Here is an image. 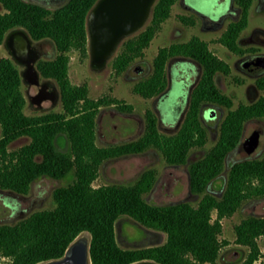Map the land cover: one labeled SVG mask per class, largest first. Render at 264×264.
Masks as SVG:
<instances>
[{"label": "trees", "instance_id": "16d2710c", "mask_svg": "<svg viewBox=\"0 0 264 264\" xmlns=\"http://www.w3.org/2000/svg\"><path fill=\"white\" fill-rule=\"evenodd\" d=\"M8 9L0 13V42L7 30L23 25L36 39L52 37L60 50L53 60L44 61L40 69L54 77L62 93L63 111L28 115L24 112L25 97L21 91L18 68L9 59L0 65V187L27 194L32 183L43 176L68 179L54 191L56 205L38 209L15 223H0V264H38L62 257L68 246L84 231L91 233L92 264H132L151 259L160 264H263L258 237L264 235V216L248 215L236 225V241L249 247L246 259L239 263H218L226 241L220 239L222 219L232 215L250 198L264 196V154L230 164L225 186L220 195L210 190L224 170L226 157L241 142L249 119H264V95L250 103L233 107V97L224 93L216 82L218 73L229 74L230 63L214 52L209 43L195 35L187 41L173 42L159 49L153 61V72L138 81L133 89L144 97H153L167 86L166 65L177 55L190 56L202 65V76L195 86L189 109L177 132L159 129L158 116L146 111V131L137 139L110 145L96 143L97 116L102 106L117 104L121 109L132 105L116 97L90 98L87 84H72L68 74L67 51L76 48L87 54V13L96 0H74L66 9L52 12L21 0H1ZM254 0H236L241 9L239 18L231 20L219 41L239 54L255 51L243 47L239 37L249 24ZM176 0H158L149 24L123 42L114 66L124 71L143 55L156 31L171 13ZM185 23L193 17L181 15ZM264 89V74L256 78ZM211 103L229 108L221 121L214 146L189 165L190 190L202 194L197 205L188 200L158 204L144 194L156 180L153 168L145 170L131 185L111 183L94 186L102 163L109 158L140 153L158 148L169 164L187 162L194 147L204 146L208 129L201 118V108ZM30 141L18 149L9 145L20 136ZM69 143L61 147L62 140ZM214 212L216 216L213 217ZM129 215L144 226L167 233L162 244L141 248H124L117 240L116 222Z\"/></svg>", "mask_w": 264, "mask_h": 264}, {"label": "rangeland", "instance_id": "374dc122", "mask_svg": "<svg viewBox=\"0 0 264 264\" xmlns=\"http://www.w3.org/2000/svg\"><path fill=\"white\" fill-rule=\"evenodd\" d=\"M231 2L232 0H176L170 15L162 21L150 44L144 48L143 55L135 58L124 71H118L113 61L121 52L125 40L101 70L92 67L89 50L87 54H83L77 49L70 51V78L75 84H87L90 98L116 97L132 105L131 109H121L115 103L101 107L96 125V143L98 145L122 143L142 136L146 131L147 109H152L157 114L158 126L162 132L174 133L178 131L180 124L178 125L176 120L183 118L182 114L179 115V107L183 104L182 100L188 95L186 80L191 83L196 80L199 72L198 62L193 61L197 72H193L192 76L186 75L184 77L185 74L183 73L185 72H179L181 63L182 60H189L181 57L173 59L170 76L171 80H174V84L163 106L162 96L144 97L136 93L133 87L138 81L147 78L153 72V61L161 47L170 45L173 42L187 41L195 35L206 40L216 54L230 63L231 72L229 74L218 73L216 82L224 93L233 97L234 108L240 103H250L259 96L264 95V89L258 88L256 84L258 76L248 73L242 67V61L245 58L253 53H264V0H254L251 5L249 24L241 33L240 45L254 47L255 51L244 54L231 51L219 41L221 34L234 17H226L223 24L219 26L209 19L211 18L216 22L220 21L229 11ZM188 4L205 13L208 16V21L204 22L202 17ZM234 5L237 6V3L234 2ZM3 10L4 8L0 4V12ZM181 15L193 17L195 23L183 22L180 18ZM151 17L152 15L143 29L149 24ZM256 28H259V30L255 31ZM45 47L51 51L49 58L55 56L57 49L52 41L47 43ZM184 67L186 70L190 68L189 65H184ZM23 90L25 92V85ZM212 109L214 110V116L211 115ZM52 110H63L62 103L60 102ZM228 110L229 108L225 106L214 107V105L207 104L204 107L203 119L208 129L207 142L204 146L192 148L186 163L169 164L158 148L150 147L140 153L106 159L100 166L98 176L93 182L94 186L111 183L131 185L145 170L153 168L156 172L155 183L151 190L144 194L148 201L166 204L188 200L197 205L202 194L192 193L190 190L189 165L191 162L203 157L217 142L220 122ZM25 111L28 114L41 113V111L33 109L28 98ZM255 129L261 131L260 144L256 151L248 154L244 147L240 145L229 152L224 170L220 177L211 184V191L218 195L222 193L231 163L244 158L263 156L264 119H249L245 123L242 140ZM29 141L30 137L21 136L11 142L9 149H18ZM61 147L64 150L69 148L66 139L62 140ZM67 182L68 179L43 176L32 183L27 194L0 187V223H15L35 210L54 207L56 205L54 200L55 189ZM248 215L264 216V196L245 200L232 215L222 219L223 228L220 239L226 241V244L220 250L218 263H239L248 256L249 247L236 241L235 229L236 225ZM215 216L216 212L213 214V217ZM116 233L119 244L124 248H141L162 244L167 239L166 232L144 226L129 215H122L118 218ZM79 238L90 240L91 233L84 231L76 239ZM258 242L264 251V235L258 237ZM6 259L0 256V261ZM260 261L264 264V258L258 260V262ZM202 264L211 263L205 262Z\"/></svg>", "mask_w": 264, "mask_h": 264}, {"label": "flooded vegetation", "instance_id": "af4514ba", "mask_svg": "<svg viewBox=\"0 0 264 264\" xmlns=\"http://www.w3.org/2000/svg\"><path fill=\"white\" fill-rule=\"evenodd\" d=\"M21 1L26 3V4H29V5L37 6V7L41 8V10H43V11H47V13H46L47 15H52V12L57 11V10L66 9V8L70 7L72 4H74V2H75L74 0H21ZM96 2H97V0H96ZM234 2H236V0H232L231 7H230L229 11L220 19V21L216 22V21L212 20L211 18H209L210 21H212L213 23H216V25L219 26V25L223 24L226 17H234V18H232V20L239 18L240 14H241V9L238 5L235 6ZM95 3L88 10L87 17L89 15L90 10L95 5ZM0 4L4 8V10L1 11L0 13L7 12L8 9L5 7L4 3L1 0H0ZM188 5L190 6V8L195 10L202 17L204 22L208 21V19H207L208 16L205 13H203L202 11H200L199 9H197L196 7H194L191 4H188ZM86 24H87V18H86ZM87 30H88V27H87ZM257 30H259V28L258 29L256 28L255 31H257ZM11 39H12V42H11L12 46L8 43ZM51 41L55 44L56 49H57V53L55 54V56L49 58L48 56L51 55V51L48 48H46L45 46L47 43H50ZM238 41H239V43L241 42V35H240ZM88 45H89V33H88ZM73 49H76V48H73ZM73 49H71V50H73ZM71 50L66 52L69 55V62H68L69 78H70L69 66H70V51ZM77 50H79V49H77ZM15 51H16L17 55L15 54ZM89 51H90V47H89ZM59 53H60V50L56 44V41L52 37H43V38L36 39L32 36L30 31L23 25L12 27L6 31V33L3 37V40L0 42V65L4 59H9L18 68L19 75L21 78L20 88H21V91L23 92V95H24L25 100H26L25 106H24V112L25 113H26L25 107H26V103H27V98H28L29 104L33 107V109H35L36 111H41V113H35V114H43V113L55 111V110H52V108L56 107L60 102L62 103V93H61V89H60V86L58 84V81L54 77L45 76L40 69V64L42 62L48 61V60H53L54 58L57 57V55ZM258 56H262L264 58V53H262V54L253 53L251 56L245 58L242 61V67L248 73H250L252 75L260 76V75L264 74V67L257 72H252L244 66V63L246 60H248L250 58L258 57ZM179 57L186 58L189 60V61H185V60L183 61L182 60V63H181V69L179 72L180 73L185 72V73H183V74H185L184 77L186 75L192 76L193 72H197L196 65L193 63V61L198 62L196 59H194L190 56H185V55H177V56L171 57L168 60L167 65H166L167 79H168L167 86L161 93L157 94V95H160L163 97L162 106H163L164 102L167 100V98L169 97V93H170V91L173 87V84H174V80H171V76H170V70H171V65H172L173 59L179 58ZM27 62L31 63L34 66V69L39 73V77H38L37 82H30L29 81L30 77L28 75H26V77H25L24 72L27 70V67H28ZM198 64H199V72H198L196 80L193 83L186 80V83H187L186 88L188 90V95L186 98H184L182 100L183 104L180 105V107H179V115H181V114L183 115L182 119L179 120V118H178L179 121L176 120V122H178V125L180 124L179 128L181 127V125L184 121V118L186 116V113L189 109L192 92H193L195 86L200 81L201 76H202V65L200 64V62H198ZM184 65H189L190 68L188 70H186ZM70 81L72 84H75L72 82L71 78H70ZM24 85L26 87L25 92L23 90ZM75 85H82V84H75ZM207 104L214 105L211 103H206L202 106L201 118H202L203 122H204V119H203L204 107ZM215 106H217V105H214V107ZM62 108H63V104H62ZM61 111H63V110H61ZM26 114H28V113H26ZM35 114H28V115H35ZM211 115L212 116L215 115L213 109L211 110ZM204 124H205V122H204ZM220 124H221V122H220ZM206 127H207V125H206ZM1 133H2V127H1V123H0V136H1ZM243 134H244V131H243ZM23 136H27V135H23ZM242 138H243V136H242ZM243 141L244 140L241 139V142L238 146L242 145Z\"/></svg>", "mask_w": 264, "mask_h": 264}, {"label": "water", "instance_id": "95a60500", "mask_svg": "<svg viewBox=\"0 0 264 264\" xmlns=\"http://www.w3.org/2000/svg\"><path fill=\"white\" fill-rule=\"evenodd\" d=\"M158 0H97L87 17L91 64L96 70L103 69L109 59L116 53L121 43L140 30L148 22L153 8ZM12 39L8 42L12 46ZM15 54L17 55L16 51ZM24 75L30 82H37L39 73L27 62ZM244 66L252 72L264 67L262 56L250 58ZM261 132L255 129L242 145L248 154L256 151L260 144ZM41 264H92L90 240L75 239L67 248L65 254L41 262ZM132 264H160L151 259H145Z\"/></svg>", "mask_w": 264, "mask_h": 264}, {"label": "crops", "instance_id": "0c3cea01", "mask_svg": "<svg viewBox=\"0 0 264 264\" xmlns=\"http://www.w3.org/2000/svg\"><path fill=\"white\" fill-rule=\"evenodd\" d=\"M250 12H251V8H250Z\"/></svg>", "mask_w": 264, "mask_h": 264}]
</instances>
